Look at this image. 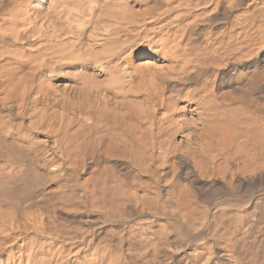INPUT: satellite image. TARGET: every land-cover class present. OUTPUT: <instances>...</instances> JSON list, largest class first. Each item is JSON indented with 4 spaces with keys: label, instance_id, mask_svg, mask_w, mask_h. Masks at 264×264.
<instances>
[{
    "label": "bare ground",
    "instance_id": "obj_1",
    "mask_svg": "<svg viewBox=\"0 0 264 264\" xmlns=\"http://www.w3.org/2000/svg\"><path fill=\"white\" fill-rule=\"evenodd\" d=\"M0 264H264V0H0Z\"/></svg>",
    "mask_w": 264,
    "mask_h": 264
}]
</instances>
